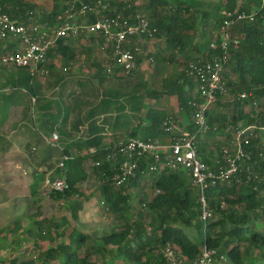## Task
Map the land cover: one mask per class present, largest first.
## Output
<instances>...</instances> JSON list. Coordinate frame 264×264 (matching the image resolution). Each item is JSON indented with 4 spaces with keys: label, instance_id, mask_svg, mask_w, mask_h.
<instances>
[{
    "label": "trees",
    "instance_id": "16d2710c",
    "mask_svg": "<svg viewBox=\"0 0 264 264\" xmlns=\"http://www.w3.org/2000/svg\"><path fill=\"white\" fill-rule=\"evenodd\" d=\"M103 1L109 2L117 12L127 16L136 13L146 16L150 32L153 33L151 38L163 39L166 49L170 51L168 55L163 51L156 54L157 60L182 63L183 68L178 74L164 78L162 90L152 91L150 94L157 97L163 95L178 97L179 106L187 109L191 118L187 130L197 134V151L200 157L217 171L219 168L217 162L223 161V148L226 144L223 143L219 147L218 158L211 156V151L207 149L209 136L202 135L193 121L195 107L190 102L201 103L203 100L197 91L196 80L187 74L186 68L191 61L205 63L214 55L222 56L224 53L219 44L215 49L211 47L212 41L220 42L219 34L216 36L214 32L216 30L219 32L223 11L238 7L247 11L255 10L254 21L238 24L232 31L239 44L236 46L231 43L228 48L230 56L229 70L226 74L228 92L236 96L224 103L230 111L216 110L217 107L223 106L224 95L218 94L216 104L209 106L205 113L211 126L208 133L226 132L230 127L240 124L245 126L253 122H264L263 0H221L210 2L206 7L196 0ZM67 2L68 0H53L50 10H46L44 6L32 0H0V4L14 19L29 21L34 18L50 24H54L58 16L64 13ZM199 15L203 16L207 25L205 24L200 40L195 42L194 34ZM205 36L208 37V41L202 43ZM145 39L151 40L148 36ZM18 43L15 37L6 40L5 44L0 46V57L15 50ZM79 44L81 54H85L88 60L98 52L94 37L69 36L56 41L48 53V58L60 55L71 64L76 59ZM177 52L181 58L177 57L175 54ZM47 64L46 61L38 65L36 71L45 70ZM90 64L99 68L97 58ZM0 67L9 69L7 65L0 64ZM15 72V70L7 72V83L16 78L18 83L31 89L30 93H35L32 84L33 74L23 77L15 76ZM96 73L102 74L104 76L102 79L111 75L106 70H98ZM241 94H245V97H241ZM136 99L138 98L130 96L127 102L130 104L132 116L139 119L138 113L141 109L136 107ZM168 118L170 116L164 110L149 109L143 119L146 126L139 129L126 128V136L138 138L140 135L143 139L154 138L164 143L176 135V131H169L167 126H164ZM227 136L231 138L232 134L228 132ZM97 141L98 144L95 145L100 147L102 138ZM100 154L101 160H104L105 153ZM48 155L52 156L50 151ZM59 162L52 164L53 171L50 172V176L52 179L65 178L66 188L64 191L53 190L49 196L59 201L60 209L63 207L70 209V199L83 194L77 184L87 174L79 170L80 161L68 160L64 168L58 166ZM153 164L154 158L151 156L142 159L137 176L121 186L114 184L118 170L112 162L104 161L100 166L93 165L94 173L99 177L98 189L104 203L118 222V226L110 233L99 234L98 241L93 234L95 245L87 246L92 234L82 231L67 215L60 218L44 216L41 204H38L35 212L22 214L7 226L0 228V251L10 250L9 255H0V264L8 262L51 264L54 261H60L59 264H109L110 260L115 264L118 256L123 257L124 264H167L163 254L167 246L179 250L191 261L202 252L205 245L216 249L219 255L227 256V261L223 264H264V159H260L259 164L253 167L254 172L249 179L244 168L230 184L210 189L208 196L214 216L206 222L200 218L198 193L192 186L188 173L167 168L150 171L149 167ZM146 173H150L152 177L153 196L150 198L145 192L143 198L139 197L135 203L134 193L140 188L141 178L143 180ZM138 202L146 211L141 209L134 213V205ZM187 227L203 232L201 242H195L188 236ZM39 246H42V249L38 253ZM82 250L85 251L84 254L81 253ZM107 256L110 258L107 259Z\"/></svg>",
    "mask_w": 264,
    "mask_h": 264
},
{
    "label": "built area",
    "instance_id": "2783aa9c",
    "mask_svg": "<svg viewBox=\"0 0 264 264\" xmlns=\"http://www.w3.org/2000/svg\"><path fill=\"white\" fill-rule=\"evenodd\" d=\"M255 16V10L247 11L240 7L223 11V20L218 32L220 42L218 43L217 40L211 42V47L214 49L217 44L221 46L224 50L222 56L214 55L205 63L200 61L188 63L186 72L196 80L197 91L203 100L201 103L190 102L195 107L193 121L200 133L211 129L206 117V109L216 104L218 94L229 93L226 77L230 61L228 48L231 43L236 46L239 44V40L232 35L233 28L238 24L254 21ZM81 35L95 37L97 46L105 59L104 68L109 73L119 70L125 75L133 74L137 71L143 55L147 56L150 61L154 60L148 50V40L145 39L146 36L152 39L153 33L150 32L148 18L142 13L127 16L122 12H117L109 2L103 0H68L64 13L58 16L54 24H50L39 22L34 18L29 21L14 19L0 4V46L11 37L19 41L15 50L0 57L2 65L26 67L35 73L38 65L48 60V53L59 38ZM45 72L44 69L41 70L42 74ZM240 96L245 97V94ZM32 99L35 101L36 97ZM164 126H167L169 131H176V135L168 143L142 137L116 140L101 150L105 153L104 160H97L94 165L100 166L104 161L112 162L118 170L114 177L115 186L125 185L131 178L136 177L142 159L148 156L154 158V164L149 167L150 171L165 168L171 171H186L190 176L192 186L198 193L200 218L206 222L214 216L208 196L210 189L230 184L244 168L249 179L254 172L253 167L259 164L260 159H264L263 121L245 126L240 124L228 129L232 136L223 148V161L218 160L217 171L200 157L197 151L196 133L176 130L178 125L174 123L172 117L165 121ZM44 139L55 145L59 135L54 132L51 141L45 136ZM98 152V149H94L91 153ZM70 158V155L64 154L58 166L65 167ZM45 178L46 190H65L66 180L64 178L52 179L50 174ZM163 254L167 264H223L227 261L226 255H219L216 249L209 248L207 245L191 261L171 246H167Z\"/></svg>",
    "mask_w": 264,
    "mask_h": 264
},
{
    "label": "rangeland",
    "instance_id": "374dc122",
    "mask_svg": "<svg viewBox=\"0 0 264 264\" xmlns=\"http://www.w3.org/2000/svg\"><path fill=\"white\" fill-rule=\"evenodd\" d=\"M35 1L37 4H41L44 6L46 10H50L53 0H32ZM145 0H141L138 2H142ZM200 3H203V7H206V4L210 2H219L221 0H196ZM245 1V0H241ZM40 2V3H38ZM198 19V26L197 30L195 31V41L200 40V36L205 29V24L207 23L204 20L203 16L199 15ZM207 25V24H206ZM208 28V27H207ZM206 28V29H207ZM210 28V27H209ZM214 34H218L216 30ZM208 41V37H204L202 39V43H206ZM148 44V43H147ZM160 45V46H159ZM161 47L160 42L154 43V40L149 43L148 50L156 52V47ZM191 53H195L191 51ZM47 64V68L45 69V74L35 72L31 69H27L24 67L18 68L16 67L14 70L15 76H32V84L35 88V94L37 95V101L42 103L44 100L43 95L46 97L51 98H58L59 92L58 90L50 91L48 86V78L47 74L48 71H54L59 73L61 77H71L70 83L64 84L67 85V89L69 92L73 90L75 85L78 83L79 78L82 80L88 81L90 76L87 75H80L77 74L75 65L70 66L67 59H64L63 56L60 55H53ZM84 59L81 58V55H77V60L75 62L77 67L84 65ZM154 63V62H153ZM53 64L52 66H49ZM182 68V65L178 63H154L152 66L149 64H142L138 70V75L134 77L137 79V82H134L135 85L129 87V89H122L119 87V90L123 92L121 95H138L143 96L145 100H147V108L149 107H158L163 108L167 111V113L173 117L174 123L179 126L187 127V125L191 122V118L187 109L181 108L179 106L178 99L172 96H164V97H157V96H148V91L151 90H161L163 88V80L168 75H176L179 70ZM13 70V71H14ZM105 70V69H104ZM7 69H2L0 67V98H4L7 100V105L4 107V102L0 104V227L7 226L8 223L16 216H21L22 213L29 214L36 210L38 204H41V210L45 214H52L55 211H58V201L53 200L51 197L47 198V193H51L52 191L46 190V176L44 177V170L39 172L37 170L38 166H41V158L42 155L45 153L47 144L43 139L45 136L48 140H52L53 129L58 128V126H53L52 121H61V113L55 116L44 114L43 110L41 109V105H33L29 104L30 100H33V97H36L35 94L30 96V88L27 85H23L18 83L15 80L10 81L7 83ZM85 73V70L83 71ZM64 79L59 82V86L63 83ZM129 79V78H128ZM85 83V82H84ZM5 84V85H4ZM138 84V85H137ZM57 89V88H56ZM46 93H43V91ZM19 96L20 105L18 104L19 101L16 98H12L15 96ZM40 96V98H39ZM46 97V98H47ZM236 96L228 93L225 94L222 98L223 106H219L216 108L219 112H229V107L225 106L224 103L227 101H231ZM18 98V97H17ZM115 100H120L119 95L117 94L114 97ZM27 100V101H26ZM121 103H123L121 101ZM122 105V104H120ZM4 107V108H3ZM122 109V107H121ZM25 116V119L22 121V125L18 126L19 130H6L12 127V124L17 123V121L22 117ZM127 120L130 118V115H125ZM56 118V119H55ZM52 119V121H51ZM55 119V120H54ZM50 122L51 128L49 125H46V122ZM116 120L114 119L113 122ZM179 123V124H178ZM17 125V124H16ZM9 131V132H7ZM88 133V132H87ZM7 135V136H6ZM202 135L209 136L208 146L207 149L211 151V156L214 158H218L219 155V147L224 143L227 145V140L229 139L228 131L226 132H202ZM140 137V135H138ZM35 138V141H34ZM33 139V140H30ZM59 140V139H58ZM57 140V141H58ZM34 144L36 141L40 143V146L35 144L27 146L28 143ZM34 142V143H33ZM49 144V143H48ZM51 145V144H49ZM225 145V146H226ZM50 147V146H48ZM56 157L53 160L57 159ZM91 164L89 165L90 169ZM91 172V169H90ZM36 174V177L34 178ZM140 188H137V192L134 193L135 203L138 201L139 197L143 198L144 193L147 192L148 197H152L154 193L152 177L150 173H146L141 178L140 181ZM82 186L84 188V195L83 197L90 196L89 203L91 205V209L93 211V215H102L105 212L104 200L98 190V178L91 174V177L84 181ZM133 190V189H132ZM140 191V192H139ZM143 195V196H142ZM80 196H76L79 198ZM47 198V199H45ZM135 210L134 213H137L141 209L146 208L139 204V202L134 205ZM82 212H80L81 214ZM89 214V212H87ZM84 216V214L82 215ZM79 217V216H78ZM89 215H86L85 218H88ZM84 218V217H83ZM112 219L111 215L110 218ZM102 223L97 221V227H100ZM186 232L188 236L194 240L195 242H201L204 237L202 231L197 230L195 228H186ZM42 246H39L38 253L41 251ZM9 251L5 252L0 251V255L7 256L9 255ZM82 254L85 253L84 250L81 251ZM110 258V257H109ZM115 264H124L123 257L118 256L115 260ZM51 263V262H50ZM60 261H54L51 264H59ZM10 264V262H8ZM109 264H114L112 260H110Z\"/></svg>",
    "mask_w": 264,
    "mask_h": 264
},
{
    "label": "crops",
    "instance_id": "0c3cea01",
    "mask_svg": "<svg viewBox=\"0 0 264 264\" xmlns=\"http://www.w3.org/2000/svg\"><path fill=\"white\" fill-rule=\"evenodd\" d=\"M82 40L85 41V39H82ZM153 40H154V43H156L157 41L160 42L161 47H159L160 45L157 46L155 48L156 52L149 50L150 55L153 56L154 58L153 61H150L147 56L143 55L142 59L140 60V64L138 68L142 64H149L150 66H152V64L154 63H162V64L167 63V62L158 61L157 58L155 57V55L160 53L161 51L165 52L164 54H167V55L169 54L170 51L166 49L164 40L163 39H151L148 41V45ZM96 46H97V41H96ZM80 48L81 46L79 44V47L76 49V51H77V55H81V58L84 59L85 61L84 65L77 67L78 65L75 64L77 60V56H76L75 61L69 65L70 66L75 65L77 74L90 76L91 79H89L88 81L82 80V78L77 79L78 83L75 85L73 90L69 92L68 91L69 88L67 89V85L64 86V84L70 83L71 82L70 80L72 78L66 77L64 79V77H61L59 73L54 72V71H48L47 78H48L49 90L50 91L58 90L59 97L51 98V97L46 96L47 97L46 98L43 95L44 100L42 103H39L37 101V95L35 93L29 92L30 96L32 94L36 95V100L35 101L30 100L29 104L30 103L33 105L40 104L41 109L43 110L44 114L55 116L61 113V121L58 119L57 121H52L51 119V121L54 122L53 126H58V128L53 129V132L56 131V133H58L59 135V140L55 141V145L58 144V146H55L49 143L46 139H44V136H43V139L45 140V143L47 144L46 148L48 149L45 150V153L42 155V158H41L42 165L38 166L37 164V167L39 169L37 170L38 173L44 170L45 172L44 177L47 176L48 174H50L51 171H53L52 164L60 161L63 154H69L72 156L70 160H77L81 162L79 170H83L87 174V176L84 179H81L77 184L78 188L82 190L83 194L81 193V196L79 198L72 197L70 199V209L66 207H63L62 209H60L59 208L60 203L58 201L59 203L58 211H55L50 215L42 212L43 213L42 215L47 216V217H56V218L58 217L60 218L64 215H67L70 219L73 220V222L76 223V225L79 226V228L82 231L87 232L90 235L92 234V239H90L87 242V246H92V245H95V239H97L96 241H98L99 234H103L104 232L110 233L115 226H118V222L116 221L114 214H112L108 210L105 204H104L105 212L102 215H96V214L93 215V211L91 209L89 199H90L91 194L93 192H96L97 190L93 191L90 194V196L88 195L86 196V198L83 197L84 188L82 186H85L83 185L84 181H87L91 177V174L99 178L98 175L94 173L93 164L95 161L102 159L101 158L102 156L100 153H103V152L101 151V149L107 148V146H109L112 142H116V140L118 139L127 138L126 136L127 134L125 133L126 128H129V129L138 128L139 129L141 126L142 128H144L146 126V122L143 119L146 115V112L149 109H157L159 111H163V110L166 111V110L163 108H158V107L147 108V100H145L143 96L141 97L138 95H121V93L122 94L124 93L119 90V87H121L125 91L126 89H129V87L134 86L135 85L134 82H137V79H134V77L138 75V72H139L138 69L133 74V76H123L119 70H115V72L111 73V75H108L105 79H102L104 76L102 74L101 75L97 74L96 72L98 70L104 71L105 68H104L103 63L105 62V59L103 58L102 53L99 50L98 46L96 47L98 49V52L95 53V56L91 57L90 60H88L85 54H81ZM175 54L177 55L178 58H181V56L178 55V52ZM96 58L98 60L99 68L95 67L94 65L92 66L90 64V62L92 60L95 61ZM50 59L51 57L48 58V60ZM48 60H47V63L49 64ZM178 64L182 65V63H178ZM182 68L179 70V72L182 70ZM14 69H15L14 67H9V69L7 70L12 71ZM84 70H85V73H83ZM168 76H171V75H168ZM63 79L64 81L61 84V87H58L59 82L62 81ZM152 91H160V90L148 91V96L152 97V95L150 94ZM43 93L45 92L43 91ZM114 93H116V95L117 94L119 95L123 103H121L120 100L114 99V97L116 96V95L113 96ZM130 96L138 98L136 99L137 100L136 107L141 109L140 113H138L139 119H136L132 116V111L130 110V104L127 102V98H129ZM164 96H171V95H163L160 97H164ZM172 97H175L178 99L177 96H172ZM12 98L13 99L16 98V100L19 101L18 102L19 105L22 102L20 101L21 98H19L18 95ZM2 102H4V107L8 103L7 100H5L4 98H0V104ZM125 115H130V118H128L127 120ZM169 116L171 117V115ZM173 117L174 116H172V118ZM174 118L176 119V117ZM24 119H25V116L23 115L17 121V123L12 124V127L6 130H19L18 126L22 125L21 123ZM114 119L116 120L115 122H113ZM51 124L52 123H50L49 121L46 122V125H49L48 126L49 128H51ZM176 130H187V127L179 126L178 129ZM100 137L102 138V141H101V146L98 147L95 144H98L97 140ZM30 140H33V139H30ZM169 140L170 139L166 140L165 143H168ZM34 141H35V138H34ZM48 143L51 145H49ZM35 144L38 145V147L40 146V143H38L37 141L34 144H31L28 141L26 145L35 146ZM94 149H98L99 152L90 153V151ZM49 151L52 154V156L50 157L48 155ZM54 154H56L55 156L58 157L55 160H53L54 158H56L53 156ZM90 164H91L90 166L91 172L89 169ZM35 177H36V174L34 178ZM98 184H99V179H98ZM49 195L50 193H47L46 195L47 198L50 197ZM80 212L82 213L80 214ZM87 212H89V214H87ZM22 214H25V213H22ZM83 214L84 216H82ZM86 215H89V217L85 218ZM110 215L112 218L111 220L107 219V217L110 218ZM17 216L18 215H16L8 224H10L14 219H16ZM97 221L102 223L100 227L96 226ZM2 227L4 226H1L0 228ZM93 234H94L95 239L93 238ZM108 258L109 256H107V259Z\"/></svg>",
    "mask_w": 264,
    "mask_h": 264
},
{
    "label": "clouds",
    "instance_id": "9594fccd",
    "mask_svg": "<svg viewBox=\"0 0 264 264\" xmlns=\"http://www.w3.org/2000/svg\"><path fill=\"white\" fill-rule=\"evenodd\" d=\"M101 150H103V149H101ZM91 152H92V151H90V153H91ZM103 153H104V152H103ZM63 155H64V154H63ZM63 155H62V156H63ZM67 155H69V154H67ZM70 157L72 158L71 155H70ZM71 158H70V159H71ZM61 159H62V158H61ZM70 159H69V160H70ZM60 161H61V160H60ZM65 165H66V164H65ZM93 165H94V164H93ZM94 166H95V165H94ZM63 168H64V167H63ZM64 179H65V178H64ZM104 204H105V203H104ZM105 206H106V205H105ZM106 207H107V206H106ZM108 210H109V209H108Z\"/></svg>",
    "mask_w": 264,
    "mask_h": 264
}]
</instances>
